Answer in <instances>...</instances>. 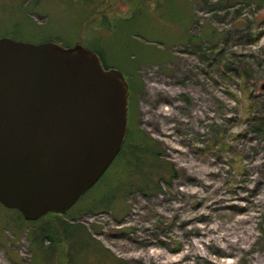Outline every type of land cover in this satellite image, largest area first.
<instances>
[{
    "label": "rangeland",
    "instance_id": "374dc122",
    "mask_svg": "<svg viewBox=\"0 0 264 264\" xmlns=\"http://www.w3.org/2000/svg\"><path fill=\"white\" fill-rule=\"evenodd\" d=\"M32 1L0 0V35L78 41L137 79L134 123L174 171L81 214L87 230L125 264H264V5L37 0L32 27ZM110 165L72 213L114 189ZM30 226L0 204V264H30Z\"/></svg>",
    "mask_w": 264,
    "mask_h": 264
},
{
    "label": "water",
    "instance_id": "95a60500",
    "mask_svg": "<svg viewBox=\"0 0 264 264\" xmlns=\"http://www.w3.org/2000/svg\"><path fill=\"white\" fill-rule=\"evenodd\" d=\"M127 112L126 78L93 49L0 35V204L26 221L68 210L116 156Z\"/></svg>",
    "mask_w": 264,
    "mask_h": 264
},
{
    "label": "trees",
    "instance_id": "16d2710c",
    "mask_svg": "<svg viewBox=\"0 0 264 264\" xmlns=\"http://www.w3.org/2000/svg\"><path fill=\"white\" fill-rule=\"evenodd\" d=\"M33 1L28 5L20 2L24 18L29 26H42L32 17V6L35 8L38 4L37 0ZM252 1L264 5V0ZM126 81L127 128L122 145L111 163L113 173L119 168L122 178L114 179L116 186L110 193L100 196L77 213H72L73 208L70 207L62 213L48 212L36 220L26 221L17 211L24 222L31 224L26 233L31 251L30 264H125L87 230L79 220L81 214L107 211L115 197L133 191L142 195L156 193L159 183H167L166 179L174 173L171 164L161 158L156 140L135 125L133 111L138 81L128 78Z\"/></svg>",
    "mask_w": 264,
    "mask_h": 264
}]
</instances>
